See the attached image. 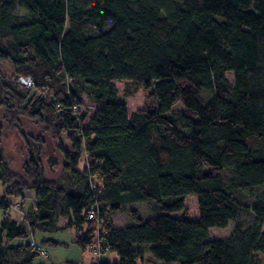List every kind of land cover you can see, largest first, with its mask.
I'll return each instance as SVG.
<instances>
[{
  "label": "trees",
  "instance_id": "obj_1",
  "mask_svg": "<svg viewBox=\"0 0 264 264\" xmlns=\"http://www.w3.org/2000/svg\"><path fill=\"white\" fill-rule=\"evenodd\" d=\"M169 1L164 13L150 0H0V264H35L31 230H58L62 216L89 249L96 204L104 252L119 256L104 264H264V0ZM19 75L33 77V94ZM116 81L127 96L143 87V107L130 114ZM83 93L102 105L89 122V108L74 109ZM7 129L24 142L22 171L5 153ZM45 135L67 182L46 175ZM28 190L36 208L19 223L9 197L24 207ZM141 202L150 217L132 209V223L114 227L112 213ZM244 211L249 224L210 238Z\"/></svg>",
  "mask_w": 264,
  "mask_h": 264
},
{
  "label": "rangeland",
  "instance_id": "obj_2",
  "mask_svg": "<svg viewBox=\"0 0 264 264\" xmlns=\"http://www.w3.org/2000/svg\"><path fill=\"white\" fill-rule=\"evenodd\" d=\"M151 2L155 3L156 5H158L159 7H161V9L163 10L164 13H169L171 11H173L175 9L174 4H172L169 0H150ZM17 14H25V11L21 8H18L16 10ZM87 32L89 34H95L98 32V30L93 27L92 25H89L87 27ZM227 76L229 77V79L231 81H234V73L233 72H228ZM116 86L119 89V93H120V100H123L127 103L130 112H135L136 110H138L139 108L143 107L144 105V100H145V94H144V90L143 87H140L136 93L134 95H130L127 96L125 95V88H126V82L125 81H116ZM212 95L210 93H207V98H210ZM81 100L83 101V104L89 108V115H88V119L87 121L89 122L90 120V116L95 113L96 109L101 105L97 102L92 101L85 93L81 94ZM86 124L87 125V122ZM22 130L24 132H26L27 134L30 135H39L42 131L41 126L37 125L36 123L30 122L27 119H23V124H22ZM6 133V137L4 139V149H5V153L7 155V157L9 158V160L12 162L13 168L22 171L23 170V165L27 160V157L24 153V142L20 136V134L18 132H14L12 130H5ZM46 138V146H45V150H44V154H43V159H44V167H45V172L47 175H49L52 178H58L63 180V175L67 173L64 171L63 168V164H64V158L63 155L58 152L54 146V143L51 139V137L45 135ZM66 142L69 143L68 138H66ZM50 155H54V157L52 158V160L50 161L51 164H55L57 163L58 165L56 166V171L55 172H51L50 170V164L48 163V158ZM84 159L86 158V154H84ZM62 170V171H61ZM27 193L28 191H26V198H27ZM5 194V190L3 193H0V197L1 199L3 198ZM12 206H15L16 208H20L21 209V205L20 204H16V200L15 202H12ZM25 205V203H23ZM186 206L188 207L189 210V214L191 215L192 218H199L200 216V209H199V205H198V199L196 195H190L186 198ZM23 208V206H22ZM32 209V208H30ZM132 209H138L140 212V215L148 218L150 217L153 213L151 212L150 209V204L148 202H141V203H136V204H131L128 205L124 210H122L121 213H119L120 217H125L128 215L131 222H132V217H131V213L130 210ZM29 210V209H28ZM23 213L24 218L27 217V212ZM175 215H181V212L179 213H173ZM22 215V214H21ZM0 217H3V213L0 214ZM62 217H68L69 216H62ZM60 217V218H62ZM59 218V219H60ZM66 218V219H68ZM58 219V220H59ZM253 220V216L252 213L244 211L243 213H239V215H237L230 223V225L226 228H220V227H213L210 229V238L211 239H220V238H227L231 235L232 230L234 228V226L236 225V223L238 221H241L243 224L247 225L249 224L251 221ZM24 221V220H23ZM65 221L67 220H63V222L65 223ZM69 221V219H68ZM29 227V225H28ZM37 232H39V230H31V237L29 239L35 238L37 239ZM80 234V232H79ZM40 237H38L37 240H35L43 249L44 252H39L37 258H35V264H49L50 259L47 260L48 258V249L46 247V243L42 242L43 240L40 239V242L38 241ZM88 250L91 255L92 252L90 251V249H86Z\"/></svg>",
  "mask_w": 264,
  "mask_h": 264
},
{
  "label": "crops",
  "instance_id": "obj_3",
  "mask_svg": "<svg viewBox=\"0 0 264 264\" xmlns=\"http://www.w3.org/2000/svg\"><path fill=\"white\" fill-rule=\"evenodd\" d=\"M101 106L102 105H100L98 108H100ZM132 113L134 112H130V114ZM93 115L94 113L90 116V119ZM66 138H68L67 135H65L63 138L64 148L66 150H70L72 146V142L68 138L69 143H67ZM53 157L54 155H50L48 158V163L50 164L51 172H55L57 170L56 166L58 165L57 163L51 164L50 161L52 160ZM80 166L82 168V163ZM47 176L50 177L49 175ZM68 179H69V176L64 174L63 181L67 182ZM71 188H74V187L72 186ZM4 190H5V187L2 185L0 181V193H3ZM9 199H11L13 202H15L16 200V204L21 205L20 200L14 197H9ZM23 203H25L23 208L21 206H20L21 209L19 207L16 208L15 206H12L10 210L12 218L14 220H17L19 223H22L24 220L23 213H26V211L30 208H36V203H37L36 191L28 190L27 198ZM121 212L122 211H117L111 214V221L115 228H125L132 223L128 215L126 216V218L120 217L119 213ZM1 213L3 212H0V214ZM66 218L68 217H62L58 220L57 225L60 227L58 230H55V231L39 230V232H37V239L38 237H40L38 241L40 242V239H41L43 240L42 242L46 243L45 245L48 249L47 260L50 259V262H51L49 264H91L92 263L91 253L88 250L83 249L76 243L79 232L73 227L62 228V227H66L68 224L69 218L68 219ZM63 220H67V221H65L64 223ZM37 239L35 238V240ZM109 257L113 261L119 260V256L116 253H111Z\"/></svg>",
  "mask_w": 264,
  "mask_h": 264
},
{
  "label": "built area",
  "instance_id": "obj_4",
  "mask_svg": "<svg viewBox=\"0 0 264 264\" xmlns=\"http://www.w3.org/2000/svg\"><path fill=\"white\" fill-rule=\"evenodd\" d=\"M16 81L20 84L23 85L24 88L33 94V90L35 87V82L33 77L31 76H23L19 75ZM86 106L84 104H76L74 106L75 111H83L85 110ZM90 185H91V190L93 193L95 192L96 189H99L100 191L103 190V185L98 182L97 179H95L93 176L90 177ZM1 200V197H0ZM89 218L95 221V238H94V243L92 246L89 248L90 251L92 252V263L91 264H104L106 261H112V259L109 257L107 253L104 251V246L100 238V228L105 225L106 223V217L103 216L101 212V206L100 204H96L95 206L92 207ZM106 232V230H105ZM32 246L38 251V252H44V249L35 241L33 240L31 242Z\"/></svg>",
  "mask_w": 264,
  "mask_h": 264
}]
</instances>
